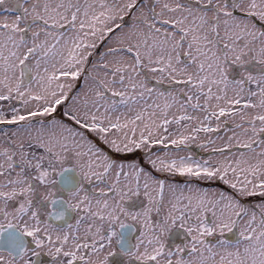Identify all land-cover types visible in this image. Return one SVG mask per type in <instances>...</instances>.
Segmentation results:
<instances>
[{"label":"snow or ice","instance_id":"snow-or-ice-1","mask_svg":"<svg viewBox=\"0 0 264 264\" xmlns=\"http://www.w3.org/2000/svg\"><path fill=\"white\" fill-rule=\"evenodd\" d=\"M0 264H264V0H0Z\"/></svg>","mask_w":264,"mask_h":264},{"label":"rangeland","instance_id":"rangeland-1","mask_svg":"<svg viewBox=\"0 0 264 264\" xmlns=\"http://www.w3.org/2000/svg\"><path fill=\"white\" fill-rule=\"evenodd\" d=\"M214 190V189H213Z\"/></svg>","mask_w":264,"mask_h":264}]
</instances>
